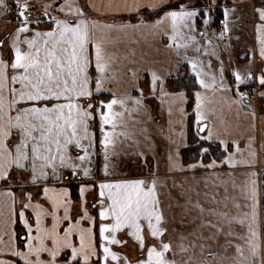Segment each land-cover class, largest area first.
<instances>
[{
    "label": "snow or ice",
    "instance_id": "6c2138e0",
    "mask_svg": "<svg viewBox=\"0 0 264 264\" xmlns=\"http://www.w3.org/2000/svg\"><path fill=\"white\" fill-rule=\"evenodd\" d=\"M225 2L235 5V0ZM37 7L40 14L34 16L32 12ZM84 7L78 0H40L39 4L33 3V0H0L3 14L14 15L18 21L11 40L7 37L0 40V183L4 184L0 198H6L0 200V204L7 208L6 214L0 211V220L5 226L0 231V245H3L0 247V256L14 258L0 259V264H17V259L23 264H120L122 258L113 251L111 245L126 243L116 235L124 229L130 230L129 234L139 242L142 252L147 248L146 257L139 259L137 264H264V245L259 231L258 172H251L247 188H241V192L246 193L244 198L251 203L233 204L236 209L248 207L250 212L233 216L227 210L231 197L224 196L221 199L217 193L207 192L204 196L209 207L199 201L193 204L191 198L184 205H179L187 209L189 204H193L198 212L193 222L199 219V224L188 233H180V243L174 247L170 240L164 239L169 220L161 207L155 179L151 182L144 179L97 182L93 171L97 141L95 133L90 131V122L98 118L102 136L99 145L105 161L102 171L105 177L110 176L113 174L109 171L110 150L112 155H118L117 142L122 143L121 138L132 139L135 135L127 130L126 114L130 117L132 112L139 111L143 99L147 98L143 89H136L141 93L139 98L125 96L107 101L98 99L106 91L104 85L113 56L105 50L102 40L94 41L93 31L147 30L157 35H169L170 32L172 43L167 46H175L178 64L190 65L193 87L198 85L213 92L217 89L231 91L239 96V100L233 102L243 104L247 94L241 92L240 87L248 86L249 81H252L264 88V70L258 77L253 76L251 68L244 73L238 69L232 70L235 83L225 85L224 62L220 58L219 45H213L211 39L215 36L217 40H223L226 35L231 39L230 17L237 8L223 4L219 7L222 19L219 20L220 31L217 34L211 31L215 22L211 13L217 10L216 0H211L204 8L187 3L165 4V0H121L118 4L109 3L106 10L129 17L120 24L90 20ZM87 7L96 9L94 3H88ZM145 11L157 14L158 18L148 21L141 15ZM253 11L257 18L254 27L259 55L264 58V0H259V6L254 5ZM161 12L163 14L159 15ZM197 20L205 31H199ZM42 25H49L50 30L40 31ZM197 36L206 40L207 46L201 45ZM178 38L181 43H176ZM93 42L94 65L98 73L94 79L89 76L93 60L88 51V45ZM5 50L10 53L7 57ZM189 51L195 55L189 56ZM200 56L215 57L219 61V76L212 69L211 61L205 62ZM146 71L150 73L152 93L171 95L163 86V77L154 70ZM132 75L136 76V73ZM185 95L180 92L177 97L183 101ZM260 95L264 97V92ZM194 96L196 123L200 125L205 115L206 98L199 91ZM93 97L97 99L94 101ZM130 100L136 108L128 107ZM252 115H255L254 110ZM206 129L205 135H199ZM141 131L146 132L147 129ZM179 135L182 137L181 142L177 144L172 141L176 147L168 156L172 171L194 172L202 168L215 175L217 167L227 165L234 168L241 163L235 154L229 153V142L221 139L204 123L197 133L199 143L195 148L196 162L185 167L179 152L181 147L188 145L184 143L183 133ZM214 145H223L219 163L217 159L211 158L205 162L204 158L211 157L216 151ZM236 152H242L238 144ZM134 154L144 157L143 152ZM250 155L253 159L243 163L254 167L256 153L253 151ZM144 159L147 160L146 157ZM66 172L73 179L88 178L79 187L82 199L77 212L73 211L68 188L55 186L64 183ZM12 188L21 191L19 198ZM33 188L40 191H28ZM92 190L96 192L98 200V208L96 205L93 207L97 208L100 219L99 236L103 241L100 246L95 243V233L92 231L96 219L91 216L88 207L87 194ZM40 196L43 202L37 199ZM222 203L223 208L219 207ZM48 215L52 217L51 227L45 224ZM33 218L35 227L31 222ZM21 220V227L26 231L18 236L15 225ZM144 222L148 234L158 244L148 245ZM83 223H88L90 227L83 228ZM65 224L66 227H61ZM234 224L244 227L245 231L236 232L232 227ZM5 236L8 240L4 239ZM74 236L79 237L78 245L73 240ZM213 245L225 250L234 247L237 255L220 256ZM123 259L125 264H131L126 257Z\"/></svg>",
    "mask_w": 264,
    "mask_h": 264
},
{
    "label": "crops",
    "instance_id": "0c3cea01",
    "mask_svg": "<svg viewBox=\"0 0 264 264\" xmlns=\"http://www.w3.org/2000/svg\"><path fill=\"white\" fill-rule=\"evenodd\" d=\"M171 1V2H170ZM175 0H165V4L172 3ZM201 1L206 4L200 7H197L196 2ZM204 1V2H203ZM40 0H33V3L39 4ZM121 0H78V3L84 5V10L88 12L89 19L97 20L101 23H108L104 18H107L108 15H114L118 13H112L106 10V6L109 3L118 4ZM88 3H94L96 9L87 7ZM211 3V0H188L187 4L194 5L196 8L206 7ZM227 7L235 6L237 8L236 13L230 17L231 27V39L228 41L212 39V44H218L221 46L222 56H229L232 50H235V56L241 53L244 50L243 54L241 53V58H248V56L254 57L255 69L252 70L254 77H258L262 70H264V58L259 55V43L257 39V34L255 31V23L257 18L253 11V6H259L256 4L255 0H235V5L230 2H225V0H216V8L219 9L221 5ZM10 7L13 5L10 4ZM40 14V9L37 7L32 12V15L36 16ZM215 12H212L211 15L214 17ZM117 16H121L118 14ZM71 18V17H69ZM148 20V21H154ZM123 22V21H121ZM118 22L117 24H120ZM17 19L14 15H4L3 10L0 9V40H4L7 37L9 40L12 38V34L16 30ZM134 23V22H133ZM197 28L202 30V23L199 20L196 21ZM12 27L10 31L7 28ZM168 27V25H165ZM204 27V26H203ZM214 29L217 33L220 31V28H211ZM40 31H48L50 27H43L39 29ZM94 41L102 40L105 50L113 56V61L108 73V79L104 85L106 91L101 95H110V100L113 98H123L125 96H131L133 98H139L141 93L136 89H143V94L146 99L142 101V107L137 112H132L129 117L126 114L127 119V130L135 135L132 139H123V142L120 141L116 144V152L118 153V159L121 162H115L112 156H110V168L109 171L113 174L105 177L102 168L105 161L101 156V147L96 146L97 156L94 157L95 164L93 166V171L97 182H103L105 180L118 182V181H131L137 179H144L147 182L155 179L157 184V194L160 201L162 202V197L167 194L169 197H174L172 195V190L170 188L167 190L161 189L162 182L168 181L174 172L169 167L168 156L170 152L174 150L176 145L172 141H176L177 144L181 142L182 137L179 135L183 133L184 143L189 145V128H188V112L185 110L187 104V95L183 101L179 100L177 94L184 91L174 92L170 91L168 88L167 80L171 75L184 74L186 72L190 73V65L180 63L178 64L179 57L176 54V48L168 47L172 41L170 40L171 33L169 35H157L152 34L149 31L145 30L143 32L131 30L128 31H93L92 33ZM237 37L239 39H237ZM199 39V36H197ZM200 41L201 45L207 46V41ZM181 39L178 38L176 43H181ZM227 45L230 47L226 48ZM26 47V46H24ZM223 48L225 51H223ZM89 54L93 60L92 65L89 67V76L95 78L98 73L95 70L94 65V54H95V43H90L88 45ZM9 52L5 50V56H9ZM247 54V55H246ZM189 56H194L195 53L189 51ZM234 56V57H235ZM206 56H200V59ZM210 58L209 56H207ZM211 57L210 59H212ZM215 58V57H214ZM203 60V59H202ZM216 60V58H215ZM146 69L156 71L161 77L164 78V88L171 95L165 96L162 94L152 93L150 91L149 81L150 73ZM217 76L219 72L216 71V68H212ZM207 71V69H205ZM219 71V70H218ZM136 73V76L132 74ZM224 83L225 85L231 86L234 84L231 78H228V73L224 70ZM258 83V82H257ZM94 87V85H93ZM197 91L201 92L205 96L204 111L205 115L203 118L201 126L206 123L209 128H212L214 133H218L220 138L229 142V153L235 154L236 159L241 161L236 167H229L224 165L222 167H217L214 171L218 172L219 175H225V173H230L235 175V177L240 178V175L243 177H248L249 174L253 171L259 173V208L261 214L259 216V223L262 227V245L264 243V97H261V103L254 104L251 100H245L243 104H237L233 101L239 100V96L235 95L233 92L221 91L217 89L215 92L212 90H204L198 86ZM185 93V92H184ZM186 94V93H185ZM195 97V96H194ZM250 105V106H249ZM128 107L130 109L136 108V105L133 101H128ZM118 108V106H117ZM169 109L171 110V115H169ZM119 110V109H118ZM255 111V115H252V111ZM195 113V105H194ZM196 117V114H195ZM196 122V121H195ZM146 128L147 131L143 132L141 129ZM120 129H118L119 131ZM90 131L95 133L96 138V126H94V120L90 122ZM100 131V129H99ZM205 132L200 133L205 135ZM100 132V140H101ZM134 141H139L135 143ZM236 144L239 145L242 150L241 153L236 152ZM134 145L133 147H129ZM251 145V146H249ZM100 146V145H99ZM223 148V145H219ZM136 148V149H135ZM186 147H181L179 152V157H181V151ZM256 153L255 165L254 167H249L244 161H251L253 158L250 155L251 152ZM143 152L144 157L147 158L145 161L144 157L135 155L134 153ZM111 154V150H110ZM183 162V160H182ZM219 163V161L217 160ZM124 164V165H123ZM147 164L148 171L146 168H140ZM191 164V163H188ZM188 164H184L187 167ZM135 166V167H134ZM99 169V170H98ZM132 172V170H134ZM141 172V173H138ZM146 175V176H144ZM65 181L62 185H55L56 187H66L68 188L71 194V200L73 202V211L77 212L80 210L79 205L81 202V196L79 195V187L83 182H86L88 178L73 179L68 176L67 172L65 173ZM74 184L76 187V193L70 189V184ZM0 191L4 190V186H1ZM262 185V186H261ZM37 189V188H33ZM32 189H28L30 191ZM12 191L16 193V196L19 198L18 189L12 188ZM40 190L38 189L37 192ZM38 200L43 202V197H37ZM174 199V198H173ZM0 200H6V198H0ZM89 212L92 217H95L96 224L92 227V231L95 233V243L100 246L103 244L102 238L99 236V224L100 219L98 216V200L96 198V192L94 190L89 191L87 194ZM161 203V207H162ZM176 204V201H175ZM93 205H96L97 208H94ZM175 206V205H174ZM45 207H48V204H45ZM163 209V207H162ZM170 209L169 213L172 215L176 214V211ZM164 210V209H163ZM0 211L7 213V208L0 204ZM29 211H32L31 209ZM61 214L63 209L61 208ZM165 214V212H164ZM168 217L167 214L165 215ZM169 220L175 222V218L168 217ZM15 219V217H13ZM79 219V217H77ZM34 224V218L31 221ZM75 223V221H73ZM174 222L170 224V231L176 233L178 230L174 227ZM23 221L15 225V232L17 233V225H22ZM52 217L48 215L45 218V224L48 227H51ZM174 224V225H172ZM61 227H66L61 225ZM82 227L88 229L90 226L88 223H83ZM183 227V226H182ZM5 226L3 221L0 220V231L4 230ZM168 228V227H167ZM23 229V228H21ZM165 234L164 239L166 241L170 240L173 246L175 247L180 243L175 241L174 237L171 238L169 231ZM26 231L23 229V232ZM129 229H124L121 232L117 233V237L126 243L111 245L113 251L117 252L121 256L120 264H125L123 258H127L131 264H137L139 259L146 257L147 248L142 252L139 247V242L135 240L129 234ZM144 234L147 240L148 245L157 243L158 241L154 240L149 234L147 229V224L144 222ZM18 235V233H17ZM5 240H8V237H4ZM73 240L79 243V237L74 236ZM87 244V238L85 240ZM3 247V245H0ZM102 251V247L100 248ZM0 259H14L7 256H0ZM17 264H23L22 261L17 259ZM115 264V262H113Z\"/></svg>",
    "mask_w": 264,
    "mask_h": 264
},
{
    "label": "rangeland",
    "instance_id": "374dc122",
    "mask_svg": "<svg viewBox=\"0 0 264 264\" xmlns=\"http://www.w3.org/2000/svg\"><path fill=\"white\" fill-rule=\"evenodd\" d=\"M179 0H175L172 3L178 2ZM171 2V1H170ZM204 2V1H203ZM203 5H206L203 3ZM204 8V7H201ZM118 14H114V15H108L107 18H104L103 20L109 22V23H118L121 21H124L123 19H121V16H117ZM11 28H13V26L7 28L8 31L11 30ZM202 30L199 31H205L204 27L201 26ZM212 32H216L214 29H211ZM219 32V31H218ZM217 33V32H216ZM218 34V33H217ZM211 39H216L215 36H212ZM201 42H203L202 40H204L203 38H201L199 36V39ZM229 40V39H228ZM227 40V41H228ZM205 41V40H204ZM220 44H222V41L220 40ZM216 45V44H214ZM223 51H225V49L223 48ZM244 50L241 51V53L243 54ZM219 53H221V46H219ZM231 54L229 56L225 55L222 56L220 55V58L223 60L224 62V70L228 73V78H231L232 81H234V77L232 75V70H236L238 69L241 73L247 72L249 70V68H251V71L254 70L255 68V64H254V57L248 56V58H241V53H239L237 56H235V50H232L230 52ZM235 56V57H234ZM211 58V57H210ZM208 58L207 56L202 58L205 62L207 61H211V66L212 68H216V71L219 72V61L213 57L212 59ZM188 73V72H187ZM190 74V73H189ZM235 83V81H234ZM258 85V100H256V102L261 103V92H264V88H261L259 86V84L257 82H255ZM242 88V86L240 87ZM100 96H109L110 100V95H99ZM94 99V97H93ZM248 100H251L252 102L254 101L253 98H247ZM101 100V99H99ZM106 100V101H107ZM95 101V100H94ZM104 101V100H103ZM254 104L255 101L253 102ZM98 120V118H97ZM98 125V129L99 128V123H97ZM94 125H95V120H94ZM200 134V133H199ZM100 138V137H99ZM134 145H130L129 147H133ZM136 149V148H135ZM110 156H112L114 159H116L115 162H121L120 159H118L117 155H112L110 154ZM111 163V162H110ZM184 163V162H183ZM185 164V163H184ZM124 165V164H123ZM135 167V166H134ZM140 168H146L147 170H140V171H148L147 168V164L144 165L143 167ZM135 171L132 170V172ZM113 172V171H112ZM215 172V171H214ZM141 173V172H138ZM146 176V175H144ZM205 181H208V184H205ZM223 181L224 183L221 184L220 182ZM249 183L248 177H243L242 175H240V178L235 177V175H232L230 173H225V175H219L218 172H215V175H213V172L210 170H205V169H197L194 172L193 171H185V172H174V174H172L170 177H168V181L166 182H162L161 189H165L168 191V189L170 188V191L172 190V195L174 197H169L167 194L164 195V197H162V207H163V211L165 212V215L167 214L168 217L172 218V216L175 218V222L172 220H169V218L167 217V219L169 220V223L167 224L168 229L170 228V224L172 222H174V227H176V229L178 230V232L174 233L172 231L170 234V237L175 239L176 242H178L180 240V233H188L191 230L195 229L197 224H199V219H195V222H193V219L195 217H197L198 212L197 210L193 207V204L196 201L201 202L205 207H209V203L206 199V197L204 196V193L207 192L209 194L212 193H217L218 194V198H223L224 196H229L232 199L228 201V211H230L231 215L235 216L238 213H242V212H250V208L248 207H242L240 209H236L233 204L234 203H240L241 205H245V204H250L251 201L250 200H246L245 197V192H241V188H247ZM1 186H4V184H1ZM262 186V185H261ZM38 189H32L30 191L33 192H37ZM18 192H21L20 190H18ZM197 193H199V195H197ZM19 197L21 196V193L18 194ZM174 198V199H173ZM189 198H191V201L193 202V204H189L187 206V209L180 207L179 205H184L186 203V201L189 200ZM176 201V204H175ZM175 205V206H174ZM212 206H216V205H212ZM260 206V204H259ZM221 208H223V203L219 206ZM176 211V214L172 215L169 213L170 209H173ZM261 214V210L259 208V216ZM183 221V222H181ZM183 226V227H182ZM233 229L238 232V233H242L245 231L244 227H241L238 224H234ZM259 231L261 234V242H262V227L261 224L259 223ZM191 239V237H190ZM221 240H223V237H221ZM241 243L243 244V241H234V243ZM187 243V242H185ZM264 245V243H263ZM215 251L220 255V256H224V257H234L237 255V253L235 252L234 247H228L226 250L224 248H220L216 245H213ZM199 253V250H196V254ZM248 254V250H247V246H245V255Z\"/></svg>",
    "mask_w": 264,
    "mask_h": 264
},
{
    "label": "trees",
    "instance_id": "16d2710c",
    "mask_svg": "<svg viewBox=\"0 0 264 264\" xmlns=\"http://www.w3.org/2000/svg\"><path fill=\"white\" fill-rule=\"evenodd\" d=\"M188 0H179L178 2L175 3H171V4H176V3H187ZM256 4H259V0H255ZM197 7L203 6V3L201 1H197L196 4ZM214 23L212 24L213 28L219 27V20L222 19V13L217 9L216 11H214ZM163 13H159V15H162ZM142 16L145 17V19L147 20H153V19H157L158 15L157 14H149L147 11L142 12L141 13ZM121 19L126 20L129 19V17H127L126 15H122ZM133 22L135 23V20L133 19ZM200 22V21H199ZM44 28L45 27H49V25H42ZM193 80L191 78V74L185 75L184 74H176V75H171L168 80H167V84H168V88L170 91H174V92H179V91H184L186 93V97H187V104H186V108L185 110H187L188 112V128H189V145L188 147H186L185 149H183L181 151V157L183 160V162L185 164L188 163H194L196 162V145L197 143H199L198 139H197V133H198V129L199 127H202L201 125H197L196 121V117H195V113H194V105H195V97H194V93L197 91L198 89V85H196L195 87H193ZM97 97H94L93 100H96ZM98 99L104 100L106 101L107 99H109V96H100L98 97ZM98 120H95V125H98ZM201 135V134H199ZM100 131L98 129V126H96V141H97V148L100 147L99 146V141H100ZM214 147H216V151L212 154L211 157H205V162H208V160L211 159H217L219 161L218 158L221 157L222 153H223V148L221 146H216L214 145ZM230 149V148H229ZM72 189L73 192L76 193V187L75 185L72 183L69 185ZM22 227L20 225H17V233L18 236L20 233L23 232V229H21Z\"/></svg>",
    "mask_w": 264,
    "mask_h": 264
},
{
    "label": "built area",
    "instance_id": "2783aa9c",
    "mask_svg": "<svg viewBox=\"0 0 264 264\" xmlns=\"http://www.w3.org/2000/svg\"><path fill=\"white\" fill-rule=\"evenodd\" d=\"M220 28V26H219ZM229 39V37L226 35L225 38L223 39L224 41H227ZM240 91L243 93L247 94V98H253V100L256 102V100H258V85L252 81H249V85L248 86H242V88H240Z\"/></svg>",
    "mask_w": 264,
    "mask_h": 264
},
{
    "label": "water",
    "instance_id": "95a60500",
    "mask_svg": "<svg viewBox=\"0 0 264 264\" xmlns=\"http://www.w3.org/2000/svg\"><path fill=\"white\" fill-rule=\"evenodd\" d=\"M201 133H203V132H201Z\"/></svg>",
    "mask_w": 264,
    "mask_h": 264
}]
</instances>
